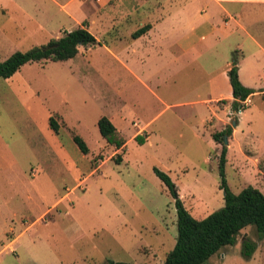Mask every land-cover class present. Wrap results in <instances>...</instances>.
Wrapping results in <instances>:
<instances>
[{"label":"rangeland","instance_id":"374dc122","mask_svg":"<svg viewBox=\"0 0 264 264\" xmlns=\"http://www.w3.org/2000/svg\"><path fill=\"white\" fill-rule=\"evenodd\" d=\"M141 1L151 11L158 6L156 0ZM122 2L0 0V62L83 21L104 43V28L114 18L122 36ZM29 26L49 34L40 41ZM102 50L81 48L72 60L26 64L12 79L0 78V264H163L177 235L175 196L153 168L171 179L194 219L224 206L219 157L229 136L226 145H215L205 126L214 104L198 103L216 94L204 85L223 61L199 52L194 61L172 65L170 77L154 91L168 103L193 106L162 112L152 126L159 131L147 143H130L127 152L108 145L97 127L118 109L114 90L125 88V111L140 125L163 106L132 77L108 75L111 61ZM227 56L232 63V54ZM148 64L139 70L147 72ZM246 105L239 113L227 101L217 103L226 122L221 131H232L239 120L238 143L226 152V185L233 194L247 186L264 194V97L255 94ZM74 135L90 148L88 154L75 145ZM244 240L256 243L249 259L241 256ZM205 264H264V238L258 240L249 226L234 246Z\"/></svg>","mask_w":264,"mask_h":264},{"label":"crops","instance_id":"0c3cea01","mask_svg":"<svg viewBox=\"0 0 264 264\" xmlns=\"http://www.w3.org/2000/svg\"><path fill=\"white\" fill-rule=\"evenodd\" d=\"M122 1L120 12L122 22H125L124 36L116 34L118 21H114V18L107 23L105 30L103 29L107 36L104 43L86 21H83L80 27L86 28L94 36L97 48L102 46L106 51L105 56L110 59V69H112L109 70L108 75L112 71V74L121 72L132 77L135 83L150 92L153 98H156L155 101L163 106L153 118L145 120L140 125L135 114L125 111L127 106L124 100L125 88L121 85L120 88H123L121 91H118L119 88L114 90L118 109L106 118L125 139L122 148H126L127 152L130 143H137L139 140L140 144H144L152 139V134L159 131L152 129V126L162 112L176 106L180 108L193 106V103L188 102L168 103L154 89L163 87L160 85L170 77L169 69L172 65L180 61L186 63L194 61L199 56V52H203V56H210L209 60L216 58L220 62L223 61L222 67L218 70L213 71L212 67L211 79L204 85L216 94L213 98L198 102L206 107L214 104L211 109L207 108L212 113L205 121L207 124L205 126L210 127L208 132L212 140H214L213 134L223 132L221 130L226 123L224 111L217 107V103L222 100L230 104L233 102L227 77L231 63L227 55L232 54V58L237 57L238 79L242 86L254 91L251 98L255 94L264 97V0H156L158 6L153 11L149 10L148 1ZM2 9L8 11L4 7ZM24 18L27 20L26 17ZM29 28V33L37 30L35 36L40 41L49 34L45 32L44 27L40 28V31L34 30L33 26ZM140 30L144 32L135 36ZM81 48L88 47H79L78 50L80 51ZM147 61L148 70L142 72L139 68ZM238 126L239 120L236 128L228 135L227 151L238 143ZM214 142L217 146L218 142Z\"/></svg>","mask_w":264,"mask_h":264},{"label":"trees","instance_id":"16d2710c","mask_svg":"<svg viewBox=\"0 0 264 264\" xmlns=\"http://www.w3.org/2000/svg\"><path fill=\"white\" fill-rule=\"evenodd\" d=\"M143 32L144 30H140L135 36ZM95 45L94 36L86 28L78 27L70 32H64L60 38L51 40L44 46L13 53L0 62V78L4 80L11 78L26 64L41 61L66 62L76 57L79 47ZM227 77L233 97L231 109L238 112L239 109H243V102L249 99L254 91L241 85L235 56L232 58ZM48 123L52 131L57 134L58 124L52 118ZM97 127L100 136L108 145L116 148H122L125 145V139L106 117H101L97 121ZM230 133V128H228L223 132L213 134V139L223 144V136H228ZM72 140L81 153L88 154L87 146L79 136L74 135ZM226 152V147L222 146L219 157V176L220 189L224 193V206L206 218L196 220L186 210L182 201L175 197L177 235L174 247L166 255L163 264H205L221 249L234 246L240 232L249 226L254 228L258 240L264 238V194L252 186L245 187L238 194L230 191L226 185L224 172ZM153 173L174 195L175 186L171 179L157 168H153ZM255 249V242L244 240L241 243V256L249 259ZM106 264L129 263L108 261Z\"/></svg>","mask_w":264,"mask_h":264},{"label":"water","instance_id":"95a60500","mask_svg":"<svg viewBox=\"0 0 264 264\" xmlns=\"http://www.w3.org/2000/svg\"><path fill=\"white\" fill-rule=\"evenodd\" d=\"M223 144L226 145L227 144V136L224 135L223 136ZM174 196L177 197L176 193L174 192Z\"/></svg>","mask_w":264,"mask_h":264},{"label":"built area","instance_id":"2783aa9c","mask_svg":"<svg viewBox=\"0 0 264 264\" xmlns=\"http://www.w3.org/2000/svg\"><path fill=\"white\" fill-rule=\"evenodd\" d=\"M247 103H248V99H247L246 101L243 102V106L246 107V106H247V105H246ZM238 112L241 113V109H239Z\"/></svg>","mask_w":264,"mask_h":264}]
</instances>
